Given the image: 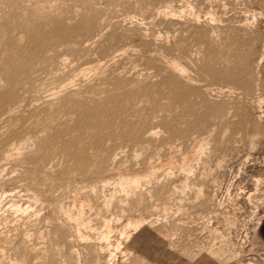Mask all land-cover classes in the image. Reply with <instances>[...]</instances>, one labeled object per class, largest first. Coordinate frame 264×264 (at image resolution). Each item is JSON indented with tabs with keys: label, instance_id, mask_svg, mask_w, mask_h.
Wrapping results in <instances>:
<instances>
[{
	"label": "rangeland",
	"instance_id": "374dc122",
	"mask_svg": "<svg viewBox=\"0 0 264 264\" xmlns=\"http://www.w3.org/2000/svg\"><path fill=\"white\" fill-rule=\"evenodd\" d=\"M152 166L153 195L126 204L118 171ZM84 201L89 228L66 214ZM0 202L1 264H264V0H0Z\"/></svg>",
	"mask_w": 264,
	"mask_h": 264
},
{
	"label": "bare ground",
	"instance_id": "6f19581e",
	"mask_svg": "<svg viewBox=\"0 0 264 264\" xmlns=\"http://www.w3.org/2000/svg\"><path fill=\"white\" fill-rule=\"evenodd\" d=\"M43 5V4H42ZM38 6V5H37ZM40 7V6H39ZM38 7H36V9H37ZM46 8V7H45ZM48 8V7H47ZM76 8V7H75ZM26 9V8H25ZM36 9H35V11H36ZM38 10V9H37ZM40 10V9H39ZM46 10V9H45ZM41 11V10H40ZM42 11H43V9H42ZM78 12V11H77ZM6 17V16H5ZM87 21V20H86ZM113 59V58H112ZM100 61V60H99ZM92 64V63H91ZM99 64V63H98ZM166 64V63H165ZM246 64V63H245ZM90 65V62H89V64H85L84 66H82V68H80L79 70H76L77 72H80L79 74H80V77H82V76H84V75H81V74H88V73H90V72H92L91 70H92V67H93V65L92 66H89ZM100 66V65H99ZM173 67L172 68H174V72L179 76V77H183V73H184V68L182 67V68H180L181 66L180 65H175V64H173L172 65ZM96 68V67H95ZM111 70V69H110ZM108 72H109V70H108ZM112 72V71H111ZM17 73V72H16ZM15 73V74H16ZM99 73V72H98ZM104 73V72H103ZM102 73V74H103ZM77 73H75L74 74V77H75V75H76ZM173 74V73H172ZM89 75V74H88ZM78 76V75H77ZM76 76V77H77ZM108 76V75H107ZM106 76V77H107ZM118 76V75H117ZM72 78H73V75L71 76ZM116 77V76H115ZM86 78V77H85ZM165 78V77H164ZM184 78V77H183ZM77 79V78H76ZM79 79V78H78ZM83 79V78H82ZM66 80V79H65ZM68 80V79H67ZM70 80V79H69ZM73 80H75V79H73ZM112 80V79H111ZM182 80V79H181ZM71 81V80H70ZM69 81V82H70ZM68 82V83H69ZM75 82H76V80H75ZM75 82H73L72 81V83H75ZM86 82V81H85ZM113 82V81H112ZM65 82L63 81V85L62 86H64V88H67L66 87V83L64 84ZM67 83V84H68ZM71 83V82H70ZM115 83V82H114ZM122 84V83H121ZM242 84V83H241ZM69 85V84H68ZM70 85H73L74 86V84H70ZM79 85V84H78ZM77 85V86H78ZM93 85V84H92ZM104 85V84H103ZM246 85V84H245ZM62 86H59V87H61V89H64V88H62ZM72 86V87H73ZM248 86V85H247ZM246 86V87H247ZM75 87V86H74ZM99 87V86H98ZM120 88V87H119ZM242 88V87H241ZM70 89V88H69ZM69 89H68V91H69ZM86 89V88H85ZM64 91H65V89H64ZM82 91V90H81ZM62 92V91H61ZM63 93V92H62ZM65 93V92H64ZM60 94V93H59ZM83 94V93H82ZM103 94H104V92H103ZM81 95V94H80ZM88 95V94H87ZM114 96V95H113ZM53 97H55V96H53ZM7 98V97H6ZM118 98V97H117ZM106 99V98H105ZM110 102V101H109ZM67 103V102H66ZM65 104V103H64ZM107 104V103H106ZM13 105V104H12ZM49 106V105H48ZM10 107V106H9ZM65 108V107H64ZM46 110H47V107H46ZM90 110V109H89ZM97 110V109H96ZM88 111V110H87ZM7 113V112H6ZM5 113V114H6ZM90 113H91V111H90ZM96 115H97V113H95ZM94 115V114H93ZM99 116V115H98ZM90 117H91V115H90ZM93 118V117H92ZM49 121V120H48ZM242 122V121H241ZM93 124H95V123H93ZM233 126V125H232ZM134 131V130H133ZM138 133V132H137ZM153 134V133H152ZM137 136H138V134H137ZM148 137H150V138H154L153 136H149V134H148ZM229 139V138H228ZM24 140V139H23ZM151 141V140H150ZM149 142V141H148ZM12 145V144H11ZM208 146L209 145H207V144H205V142L204 141H201V142H199L197 145H196V147L190 152L191 154H188L187 156H185V158H184V164H183V166H182V169L183 170H181L180 169V167L179 166H177V167H179V169L181 170V171H183V172H185V171H187V172H189L190 173V171L191 170H193V168L191 169V166H192V164L191 163H193L192 161L193 160H202L201 158H203V155L206 153V151H207V149H209L208 148ZM27 147H28V140H26V141H24V142H22V143H20V144H13L12 145V147H10V149L6 152V154H5V156H6V158L8 159V160H10L11 158H16V159H24V158H21V155H22V157H23V153H24V151H26V149H27ZM212 149V148H211ZM216 149V148H215ZM217 152V151H216ZM207 154V153H206ZM85 160V159H84ZM102 160V159H101ZM107 160V159H106ZM114 160V159H113ZM172 160V159H171ZM16 161H18V160H16ZM23 161V160H22ZM81 161V160H80ZM103 162H105V161H103ZM171 162V161H170ZM101 163V162H100ZM110 163V162H109ZM205 163V162H204ZM101 165V164H100ZM171 165H173V163H171ZM81 166V165H80ZM102 166V165H101ZM176 166H174V168H175ZM193 167V166H192ZM157 167H154V166H152L150 169H147V170H145L144 172H143V174H125V173H123L122 171H118V177H119V179H118V181H117V183L115 184L116 185V190L117 191H120V193H123L124 194V196L126 197L125 199H127V200H125V203L127 204V202H130V198L131 197H133L134 195L138 198L137 200H135V204H137L138 202L137 201H142L143 200V198H147V197H144L145 196V192H144V187H145V189L150 185V183L151 182H154V178L156 177V172H157ZM81 170V169H80ZM169 171H170V169H169ZM160 172V171H159ZM159 172H157V173H159ZM171 172V171H170ZM169 172V173H170ZM182 172V173H183ZM187 172H185L186 173V175H188L187 174ZM168 173V174H169ZM48 174V173H47ZM174 174V173H173ZM170 175H172V174H170ZM189 176V175H188ZM190 176H192V171H191V174H190ZM189 176V177H190ZM186 177V176H185ZM188 177V179H190ZM156 178H158V177H156ZM155 178V181L156 180H158V179H156ZM161 178V177H160ZM187 178V177H186ZM159 181V180H158ZM186 182H190L189 180H187L186 179ZM185 182V183H186ZM194 182V181H193ZM182 183V182H181ZM149 184V185H148ZM169 184V183H168ZM194 184V183H193ZM108 186L109 185V183L108 184H105V186ZM148 185V186H147ZM152 185V184H151ZM185 185H187V183L185 184ZM189 185V184H188ZM104 186V187H105ZM155 186V185H154ZM184 186V185H183ZM192 186V185H191ZM150 187V186H149ZM148 187V188H149ZM168 187V186H167ZM176 187V186H175ZM186 187V186H185ZM151 188V187H150ZM174 188V187H173ZM188 188H189V186H188ZM152 189V188H151ZM167 189V188H166ZM176 189H179L178 187H176ZM180 189H182V188H180ZM184 190H185V188H184ZM176 191V190H175ZM146 192H148V195H151L152 193V191L151 190H149V189H146ZM177 192V191H176ZM196 192V191H195ZM199 192H201L200 190H199ZM183 194V193H182ZM185 194V193H184ZM148 195H146V196H148ZM153 195V194H152ZM37 196V195H36ZM40 196V195H39ZM153 197V196H152ZM150 198H151V196H150ZM4 199V198H3ZM43 199V198H42ZM45 199V198H44ZM41 200V199H40ZM134 200L132 201L133 203H134ZM91 201V200H90ZM114 201H115V203H116V200H115V196H111V198L107 201L106 200V203H104V204H106L105 206L107 207V210H112V208H113V204H115L114 203ZM137 202V203H136ZM123 203H124V201H123ZM129 204V203H128ZM138 204H140V202L138 203ZM144 204V203H143ZM41 205V204H40ZM92 204L89 202V201H84L83 203H82V205H81V210H79V208H78V210H79V212H74V214L75 213H78V214H76V215H72V213H73V211L71 212V215H70V213L68 212V210H67V212H66V214L69 216V218H70V220H72V221H75L78 225H80L79 226V228L80 227H82V226H86V227H90L91 225H90V223L91 222H89L90 220H88L85 216H86V211H85V206H89V208H90V206H91ZM164 205H166V204H164ZM169 205V204H168ZM115 206V205H114ZM130 206V205H129ZM139 207V206H138ZM165 207V206H164ZM166 210L165 211H167V209H169V207L170 206H167L166 205ZM84 208V209H83ZM89 208H88V210H89ZM93 208V207H92ZM91 208V209H92ZM111 208V209H110ZM131 208V207H130ZM134 208V207H133ZM4 209V208H3ZM59 209V208H58ZM61 209V208H60ZM101 209V208H100ZM99 209V210H100ZM126 209V208H125ZM34 209H33V206L32 205H26L25 203H19V202H12L11 203V205L8 207V209H6L5 211L6 212H4L5 213V215L6 214H19V213H27V212H30L31 213V211H33ZM93 210V209H92ZM103 210H106V208L105 209H103ZM127 210V209H126ZM130 210H132V208L130 209ZM1 211H2V203L0 202V213H1ZM4 211V210H3ZM2 211V212H3ZM37 211V210H36ZM35 211V212H36ZM42 211V210H41ZM85 211V212H84ZM124 211V210H123ZM133 211V210H132ZM35 212H32V213H35ZM97 212V211H96ZM113 212V211H112ZM61 214H63V213H61ZM106 214V213H105ZM113 215V214H112ZM8 216V215H7ZM7 216H4V217H2V218H0V234L1 233H5L6 234V232L8 231V229H9V226L6 224V223H4L3 221H6L8 224H9V221H7V220H9L8 218L7 219H5V217H7ZM64 216V215H63ZM97 216V215H96ZM109 216V215H108ZM118 216V215H117ZM12 217V216H11ZM119 217H120V215H119ZM112 218V219H111ZM109 217V219L108 218H105L104 220H103V227H104V230H102L101 229V231H103V234H102V236H103V239L104 240H106L107 242H109V240H110V238H111V235H113V224L115 223V219L117 218H114L113 219V217ZM118 219V218H117ZM116 219V220H117ZM69 220V219H68ZM40 221V220H39ZM66 221V220H65ZM113 221H114V223H113ZM121 221V220H120ZM120 221H118V222H120ZM37 222V221H36ZM65 223H67V222H65ZM73 223V222H72ZM117 223V222H116ZM121 223V222H120ZM128 223H129V227H127L128 228V230H125V232L122 234L123 235V237H124V235H125V237L126 238H128V236L129 235H131V233H132V231L134 230V229H136V228H138L139 226H140V224L142 223V221L141 220H128ZM229 223V222H228ZM227 223V224H228ZM64 224V223H63ZM69 224V223H68ZM92 224V223H91ZM117 224H119V223H117ZM230 224H232V222L230 223ZM72 225V224H71ZM93 227V226H92ZM17 228V227H16ZM11 230V229H10ZM9 230V231H10ZM8 231V232H9ZM37 231V230H36ZM136 231V230H135ZM138 231V230H137ZM72 232V231H71ZM215 232L217 233L218 231H216L215 230ZM222 232V231H221ZM9 234V233H8ZM221 234V233H220ZM224 234V233H223ZM133 235V234H132ZM131 235V236H132ZM3 236V235H2ZM23 236V235H22ZM101 236V235H100ZM131 236H129V238L131 237ZM224 236V235H223ZM222 236V234H221V237H223ZM1 237V236H0ZM8 237H9V235H8ZM8 237H3L4 239L2 240H0V264L2 263V261H3V259H5L6 258V254H7V246H9V243H10V240H9V238ZM85 237V236H84ZM147 237L149 238L150 236H148L147 235ZM226 237V234H225V236L223 237V238H225ZM2 238V237H1ZM19 238V237H18ZM102 238V237H101ZM125 238V239H126ZM151 238V237H150ZM161 238V237H160ZM159 238V239H160ZM163 238V237H162ZM161 238V239H162ZM227 238V237H226ZM225 238V239H226ZM82 239V238H81ZM84 239V238H83ZM140 239V238H139ZM9 240V241H8ZM103 240V241H104ZM127 240H129V239H127ZM118 241V240H117ZM117 241H116V243H117ZM150 241H151V239H150ZM203 241V240H202ZM9 242V243H8ZM105 242V241H104ZM138 242V241H137ZM151 242H153V240L151 241ZM223 242V241H222ZM122 243V242H121ZM121 243L120 242H118L117 243V245H116V247L117 248H122V245H121ZM156 242L154 241V244H155ZM203 243V242H202ZM204 243H207V242H204ZM11 244V243H10ZM138 244V243H137ZM158 244V243H157ZM161 244V243H160ZM201 244V243H200ZM210 243H208L207 245H202V246H200V245H198V248H199V246L201 247V249L202 248H206L208 245H209ZM141 245V244H140ZM140 245H139V247H140ZM143 245V244H142ZM153 244H151V246H152ZM193 245V244H192ZM195 245V244H194ZM74 246V245H73ZM111 246V245H110ZM158 246H159V244H158ZM197 246V245H196ZM80 247V246H79ZM103 247V246H102ZM105 247V246H104ZM109 247V246H108ZM115 247V246H114ZM153 247V250L155 249L154 248V245L152 246ZM157 247V246H156ZM192 247V246H191ZM212 246H209V249L211 248ZM148 248H150V247H146V249L148 250ZM198 248H196L197 249V252L199 251L200 252V250H198ZM214 248V247H213ZM116 249V248H115ZM123 249H125V248H123ZM204 249H202V250H204ZM207 249H208V247H207ZM142 252H143V249H142V247H141V249H140ZM146 250V251H147ZM153 250H152V253H153ZM206 250V249H205ZM116 251V250H115ZM114 251V252H115ZM121 251V250H120ZM129 251H131V250H129ZM128 251V252H129ZM150 251V250H149ZM220 251V250H219ZM59 252V251H58ZM113 252V251H112ZM118 252V251H117ZM125 252V251H124ZM133 252V251H132ZM137 252H140V251H137ZM148 252V251H147ZM151 252V251H150ZM198 252V253H199ZM133 253H136V251L135 252H133ZM129 254H130V252H129ZM129 254H125L124 253V255H126V256H128ZM146 254H149V253H146ZM214 254V253H213ZM28 255H29V249L27 250V249H25V251H24V253H21V257L19 258V259H17V260H15L14 262L12 261V264H25L26 263V259H28L27 257H28ZM112 257H113V255L112 254H110ZM133 254H131L130 256L131 257H133L132 256ZM136 255V254H135ZM150 255H153V254H150ZM150 255H149V257H150ZM145 256V255H144ZM154 256V255H153ZM192 256V255H191ZM198 256H199V254H198ZM201 256V255H200ZM115 257V256H114ZM141 258H142V256H140ZM148 257V256H147ZM152 257V256H151ZM194 257V256H193ZM127 258V257H126ZM136 258L138 259L139 258V256H138V253H137V256H136ZM195 258V257H194ZM205 258V257H204ZM80 259H82V258H80ZM112 259H114V258H112ZM111 259V260H112ZM117 259V257L115 258V260ZM137 259H135V256H134V260H136V263H138L137 262ZM153 259V258H152ZM188 259V258H187ZM189 259H191V258H189ZM201 259V258H200ZM14 260V259H13ZM29 260V259H28ZM111 260H110V262H111ZM118 260V259H117ZM132 260V259H131ZM130 260V261H131ZM138 260H141V261H143V259H138ZM151 260V259H150ZM149 260V262H151ZM191 260H193V259H191ZM202 260V259H201ZM205 260V259H204ZM203 260V261H204ZM84 261V260H83ZM109 261V260H108ZM124 261H126V260H124ZM127 261H128V258H127ZM127 261L126 262H124V263H127ZM133 261V260H132ZM147 262H148V259L146 260ZM113 262H114V260H113ZM119 262V261H118ZM122 262H123V260H122ZM143 262H145V261H143ZM153 262V261H152ZM194 262V263H193ZM193 262H190V263H193V264H195V262H196V260L194 261L193 260ZM87 263V262H86ZM97 263V262H96ZM116 263H117V261H116ZM120 263H121V260H120ZM119 263V264H120ZM123 263V264H124ZM129 263V262H128ZM146 263V262H145ZM189 263V262H188ZM205 263V262H204ZM203 263V264H204ZM85 264V263H84ZM89 264V263H88ZM114 264H115V262H114ZM131 264H135V263H131ZM141 264V263H140ZM142 264H144V263H142ZM148 264V263H147ZM151 264V263H150ZM153 264V263H152ZM200 264V263H199Z\"/></svg>",
	"mask_w": 264,
	"mask_h": 264
},
{
	"label": "water",
	"instance_id": "95a60500",
	"mask_svg": "<svg viewBox=\"0 0 264 264\" xmlns=\"http://www.w3.org/2000/svg\"><path fill=\"white\" fill-rule=\"evenodd\" d=\"M262 233L264 234V225H263V227H262Z\"/></svg>",
	"mask_w": 264,
	"mask_h": 264
}]
</instances>
